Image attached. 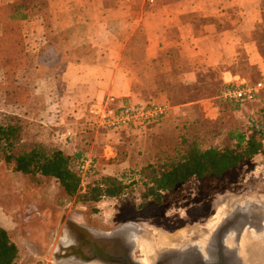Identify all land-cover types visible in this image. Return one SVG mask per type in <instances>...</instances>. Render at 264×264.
Instances as JSON below:
<instances>
[{
  "label": "rangeland",
  "instance_id": "374dc122",
  "mask_svg": "<svg viewBox=\"0 0 264 264\" xmlns=\"http://www.w3.org/2000/svg\"><path fill=\"white\" fill-rule=\"evenodd\" d=\"M43 12L45 15L44 7ZM43 18V22H21V29L29 49L26 54L25 65L17 71L15 79L18 84L27 86L28 96L26 100L9 102L6 95L0 91V111L12 113L22 118V139L25 143L36 140L48 146L63 145L65 143L57 141L55 136L53 137L55 130L63 125H67L72 129L74 127L78 128L81 133L92 132V139L95 140L93 147L91 149L79 148L78 151L87 152L93 156L96 174H119L129 168L138 167L147 160L151 153L157 149V145L171 135L173 125L198 116V114H169L167 118H162L157 124L148 127L106 131L88 124L84 120L86 105L94 96H90V92L87 90V92L80 93L75 102L78 108L77 111L82 114L79 119H76L71 113H66L63 123L59 125L53 123V120L44 118L42 114L50 115L54 111L59 112L58 105L54 107L56 110L49 108L46 95L49 91L48 95L52 96L50 92L54 88L53 75L57 72V67H61L64 62L60 59L58 63L52 66L51 60L55 57L53 54L47 66H45L46 64L39 66L37 49H33L38 48L40 37L42 35L46 36L47 33L52 41L59 43L61 40L59 37L62 35L51 33L46 16ZM134 38L136 39L133 43H136V50H138L137 48L142 47L143 43L141 31L136 30ZM252 39L257 40L259 50L264 55V0H260L259 21L252 31ZM34 41L36 44L32 45ZM254 43L255 48H257L255 41ZM237 49L235 62L231 65L221 64L219 67L229 66L230 69L246 79H257L259 76L256 68L246 64L245 51L241 47ZM131 50H134L133 47H131ZM139 57V55L133 53L127 54L121 59L123 65L128 68L134 65L145 67V70L129 71V74L133 76L137 74V82L133 87L135 92L144 93V85L146 82L152 83V77L161 83L165 80L170 83L171 80L173 81L176 78L178 73L176 69L163 70V67H165L164 61L174 58L160 57L147 67L149 64L143 65V61L138 64ZM176 62L177 60H175ZM199 73L201 74L199 86L205 88L211 86L215 90L220 85L218 67H207L204 64ZM1 77L2 73L0 71V80ZM174 87V89L171 88L173 91L170 92L173 96L171 101L178 99L175 96V90H185L184 86L174 85ZM203 87H200V89H203ZM150 89L152 90L149 85L147 90ZM206 91L208 90L206 89ZM262 96L264 95L244 102L243 104L247 105L243 111L244 113H234L233 111L232 116L238 125H244L248 116L254 115L258 109L264 110V97ZM217 98H211L214 105L217 103ZM68 106H70L69 103H64L63 110H66L64 108ZM205 115L210 119L217 116V114ZM221 140L223 138H217V142ZM94 176H89L88 180ZM244 190L264 192V152L244 160L221 176L210 175L201 178L190 176L172 189L163 191L160 201L149 200L141 206H139L140 198L130 193L119 197L102 198L92 204L74 201L73 197H68L65 194L53 177L38 174L30 176L14 171L10 164L5 163L0 158V225L6 228L11 239L19 247L18 264L33 262L66 264L68 261L59 262L60 260H55L52 254L56 238L62 227V217L74 218L89 227L99 230H111L121 223L130 221L147 223L170 233L186 231L196 234L199 229L197 224L204 225L207 218L214 214L218 210L219 204L224 201L227 203L224 217L227 216L226 214L230 213L237 205V202L233 199L234 195ZM256 199H254L255 201L251 199L250 202L245 200V203H240L248 207L254 202L264 208V206L258 204ZM192 229L194 230L192 231ZM260 241L263 242L264 240ZM75 264L100 263L78 262Z\"/></svg>",
  "mask_w": 264,
  "mask_h": 264
},
{
  "label": "crops",
  "instance_id": "0c3cea01",
  "mask_svg": "<svg viewBox=\"0 0 264 264\" xmlns=\"http://www.w3.org/2000/svg\"><path fill=\"white\" fill-rule=\"evenodd\" d=\"M9 1L0 0V4ZM259 5L260 0H45V15L40 11L22 20L43 22L46 16L51 33L62 34L59 43L52 41L47 33L39 41L38 48L52 41L55 49L52 66L60 59L64 62L53 75L52 96L48 95L49 91L46 95L49 108L56 110L54 107L58 105L59 112L42 116L59 125L66 113L79 119L82 114L75 102L87 90L90 96L94 95L91 98L111 91L129 101L153 98L167 102L169 108L164 119L169 114H218V106L211 97L172 102L165 88L168 80L161 83L152 77V83H145L144 93L135 92L137 74L133 76L129 71H141L145 67L128 68L121 59L134 53L140 56L138 64L143 61L148 67L160 57L174 58L164 61L163 70L176 69L177 80L185 85L200 82L199 70L204 64L218 67L220 83L224 84L243 77L228 66L219 67L234 63L237 48L241 47L249 62L264 73V57L252 39V31L259 21ZM136 30L143 35L142 47L138 50L133 43ZM24 41L28 51L25 37ZM35 44L34 41L32 45ZM149 85L152 90H147ZM64 103L70 105L66 110L62 108ZM246 106L242 104L234 113H244ZM72 131V139L60 145L61 149L72 153L79 148L93 147L92 132L81 133L75 127Z\"/></svg>",
  "mask_w": 264,
  "mask_h": 264
},
{
  "label": "trees",
  "instance_id": "16d2710c",
  "mask_svg": "<svg viewBox=\"0 0 264 264\" xmlns=\"http://www.w3.org/2000/svg\"><path fill=\"white\" fill-rule=\"evenodd\" d=\"M44 5L45 0H11L0 4V91L9 102L24 101L28 96L27 86L18 84L15 79L17 71L25 65L27 54L21 22L33 13H42ZM254 41L257 51L264 57L257 40ZM54 51L52 41L45 42L38 48V62L48 65ZM247 59L246 56V64L256 68L258 78L264 75L256 64ZM227 84L220 83L213 90L214 87L205 88L199 83L185 85L177 77L174 78L165 87L170 99L174 85L185 87V90H175L178 98L173 100L175 103L200 97H218L216 105L219 113L214 119L200 113L191 120L173 125L171 135L157 145L147 160L119 174H96L95 166L82 173L77 167L82 152L68 153L59 146H48L36 140L25 143L22 139V118L2 111L0 158L14 171L30 176L53 177L65 194L77 202L92 204L102 198L129 193L140 198L139 206L149 200L158 202L163 191L172 189L190 176H221L244 160L264 152V110L258 109L254 115L248 116L244 125H238L232 114L245 101L221 98L219 93ZM220 137L223 140L217 142ZM91 175L95 176L88 180ZM18 258V245L6 228L0 225V264H18Z\"/></svg>",
  "mask_w": 264,
  "mask_h": 264
},
{
  "label": "bare ground",
  "instance_id": "6f19581e",
  "mask_svg": "<svg viewBox=\"0 0 264 264\" xmlns=\"http://www.w3.org/2000/svg\"><path fill=\"white\" fill-rule=\"evenodd\" d=\"M226 206L227 203L225 201L220 203L218 210L207 218L204 225L200 226V224H197L199 226V229L196 231V234L186 231H180L179 233H170L160 227H154L153 225L147 223H136V225H140L141 228L144 229L143 231L136 230V228H133L131 226H124L123 228L118 229V232H124L128 234L130 241L135 248L132 252V256L141 264H153L152 262H154L155 258L161 253L162 250L164 251L165 249L181 248L183 246V243H194L195 245H197L200 252L207 254L211 250L210 245H208L210 238L209 236L222 221L224 211L227 209ZM255 208H250L252 209L251 219L245 227L243 223H239L237 227L235 226L234 228H230L229 232L223 239L224 243L226 244L227 250L233 253L232 256L235 255V257L237 259H240L244 264H264V241H260L264 240V212H262V227L260 226L259 228L261 213L257 210L258 208ZM263 209L261 208V210ZM242 227H244L242 231L243 233L240 234L241 239L239 242H237L235 241L236 238H238V236H236L237 231H239ZM193 230L194 229H192V231ZM252 258L255 259L254 263L253 261H251ZM59 260V262L68 261L66 262V264H75L81 262H75L69 258ZM231 264H236V261L231 262Z\"/></svg>",
  "mask_w": 264,
  "mask_h": 264
},
{
  "label": "built area",
  "instance_id": "2783aa9c",
  "mask_svg": "<svg viewBox=\"0 0 264 264\" xmlns=\"http://www.w3.org/2000/svg\"><path fill=\"white\" fill-rule=\"evenodd\" d=\"M219 93L225 100L250 101L264 94V75L251 81L245 77H238L227 82ZM169 108L167 102L148 98L143 101L124 100L113 92L91 98L86 105L85 121L106 131H120L134 127H148L157 124L166 115ZM74 135L71 128L58 127L54 136L57 141L67 143ZM91 166H95L93 156L82 152L78 162V169L84 173Z\"/></svg>",
  "mask_w": 264,
  "mask_h": 264
},
{
  "label": "water",
  "instance_id": "95a60500",
  "mask_svg": "<svg viewBox=\"0 0 264 264\" xmlns=\"http://www.w3.org/2000/svg\"><path fill=\"white\" fill-rule=\"evenodd\" d=\"M61 222L62 227L52 252L55 260L69 258L75 262L141 264L132 256L135 248L128 234L118 232V229L124 226H131L136 230L143 231L144 229L140 225H136L137 222L127 221L119 224L120 226L123 225L122 227L117 225L111 230L89 227L74 218L62 217ZM230 225H232L231 222L227 227ZM223 226L224 224L220 227Z\"/></svg>",
  "mask_w": 264,
  "mask_h": 264
},
{
  "label": "flooded vegetation",
  "instance_id": "af4514ba",
  "mask_svg": "<svg viewBox=\"0 0 264 264\" xmlns=\"http://www.w3.org/2000/svg\"><path fill=\"white\" fill-rule=\"evenodd\" d=\"M253 187H255V185H253ZM249 191L248 190L240 191L234 195L233 199L237 202L236 207L230 213L226 214L227 216L224 217L223 215L222 221L218 224L216 229L209 236L210 238L208 245H210V249H211L209 253L205 254L200 252L199 248L194 243H188V244L183 243V246L181 248L165 249L164 251L162 250L161 253L155 258L154 262L152 263L153 264H231V262L236 261V264H244L240 259H237L235 255L232 256L233 253L227 250L226 244L224 243L223 239L225 235L229 232V229L234 228L235 226L237 227L239 223H243L245 227L246 224L250 222L251 212L252 209H254L255 207H256L255 209L258 208L257 210L261 213L259 226L262 225L261 223L263 217L262 212H264V209L262 208L263 210H261V207L256 205L255 203L254 204L252 203V205L246 207L242 205L240 202L245 203L244 202L245 200L246 202L247 201L249 202L251 199L254 200L258 198L256 199L257 202H259L258 204L264 205V199H263L264 192H255V191L249 192ZM223 221L224 223H222ZM229 222L232 223V226H229L227 228V231L222 230V229H226ZM223 224H224L223 226L224 228L220 227ZM244 227H242L239 231H237L236 236H238V238H236L235 241L237 242L240 241L241 239L240 234L243 233L242 231ZM251 261H253L254 263L255 259L252 258Z\"/></svg>",
  "mask_w": 264,
  "mask_h": 264
}]
</instances>
